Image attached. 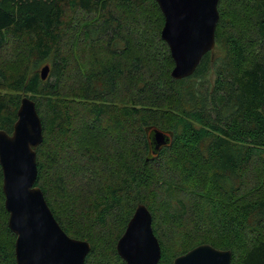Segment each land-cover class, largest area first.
Listing matches in <instances>:
<instances>
[{
  "label": "trees",
  "instance_id": "1",
  "mask_svg": "<svg viewBox=\"0 0 264 264\" xmlns=\"http://www.w3.org/2000/svg\"><path fill=\"white\" fill-rule=\"evenodd\" d=\"M244 2L239 14L218 0L213 49L176 80L154 0H0V130L11 133L22 97L34 102V186L89 244L83 264H124L115 243L138 204L157 264L201 244L264 264V0ZM146 129L167 143L153 152ZM1 182L0 171V264H14Z\"/></svg>",
  "mask_w": 264,
  "mask_h": 264
},
{
  "label": "water",
  "instance_id": "2",
  "mask_svg": "<svg viewBox=\"0 0 264 264\" xmlns=\"http://www.w3.org/2000/svg\"><path fill=\"white\" fill-rule=\"evenodd\" d=\"M163 17L160 38L166 44L173 67L172 79L189 76L201 57L214 47L218 0H154ZM40 69V78L47 74ZM10 134L0 130V171L6 225L14 235V264H83L89 252L86 241L69 238L58 226L41 191L34 186V147L42 141L34 102L22 97ZM149 129L145 132L148 133ZM150 146L155 152L165 145V133L151 129ZM124 264H157L160 248L151 230L147 209L138 204L115 243ZM230 252L207 244L175 257L172 264H229Z\"/></svg>",
  "mask_w": 264,
  "mask_h": 264
},
{
  "label": "rangeland",
  "instance_id": "3",
  "mask_svg": "<svg viewBox=\"0 0 264 264\" xmlns=\"http://www.w3.org/2000/svg\"><path fill=\"white\" fill-rule=\"evenodd\" d=\"M222 3H227L228 5L230 4L235 12L241 13L244 11L246 5L244 0H220ZM141 13H143L145 18L147 20L151 19L153 17V13L151 11H147L143 7L140 8ZM149 20V23L147 24V29H146V34L145 36L142 37V42L143 46H145V49L148 51V54H150L154 59L157 64H162L163 59L162 55L164 54V49L162 46L158 43L155 37V21L154 18ZM216 51V50H215ZM217 54V53H216ZM209 82H211V75L208 76Z\"/></svg>",
  "mask_w": 264,
  "mask_h": 264
},
{
  "label": "flooded vegetation",
  "instance_id": "4",
  "mask_svg": "<svg viewBox=\"0 0 264 264\" xmlns=\"http://www.w3.org/2000/svg\"><path fill=\"white\" fill-rule=\"evenodd\" d=\"M14 243V242H13Z\"/></svg>",
  "mask_w": 264,
  "mask_h": 264
}]
</instances>
